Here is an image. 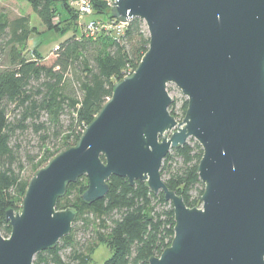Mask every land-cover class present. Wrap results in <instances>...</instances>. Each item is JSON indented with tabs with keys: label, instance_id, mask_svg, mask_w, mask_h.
<instances>
[{
	"label": "water",
	"instance_id": "1",
	"mask_svg": "<svg viewBox=\"0 0 264 264\" xmlns=\"http://www.w3.org/2000/svg\"><path fill=\"white\" fill-rule=\"evenodd\" d=\"M110 15L145 24L148 47L74 145L29 179L0 233V264H32L68 235L74 207L57 208L86 177L85 203L103 198L111 176L144 182L173 210V237L148 264H264V0H116ZM185 96L178 120L167 84ZM193 138L202 155L200 206H187L160 169Z\"/></svg>",
	"mask_w": 264,
	"mask_h": 264
},
{
	"label": "trees",
	"instance_id": "2",
	"mask_svg": "<svg viewBox=\"0 0 264 264\" xmlns=\"http://www.w3.org/2000/svg\"><path fill=\"white\" fill-rule=\"evenodd\" d=\"M32 11L47 29H57L53 22L55 0H27ZM62 7L68 6L62 0ZM93 16L111 18L102 2H93ZM67 19V18H66ZM63 20V21H66ZM143 21L131 18L119 38L100 32L96 37L76 36L74 33L58 44L51 65L42 62L36 48L26 54L31 33L29 17L9 18L0 12V233L7 237L10 225L6 210H18L29 178L15 171V161L9 140L16 124L9 120V112L21 111L19 127L24 121L45 112L54 123L67 110L70 126L62 138V148L54 152L45 148L33 164L37 171L61 150L75 144L84 127L92 120L102 104L110 97L113 84L124 72L133 71L147 50L149 39L142 29ZM59 30H68L61 27ZM75 83V84H74ZM75 85V87H74ZM77 87V88H76ZM175 100L168 107L175 117H183L187 100L182 99L179 112ZM61 135V133H60ZM202 155L200 145L193 139L170 149L165 155L160 173L166 186L180 195L189 207L200 206L204 185L198 177V162ZM21 167H19V170ZM34 174V173H33ZM107 194L90 204L83 202L81 193L87 186L86 177L70 183L57 208L68 206L77 210L68 235L56 245L38 252L32 264H87L89 253L99 243H105L111 255L102 264H148L150 256H158L170 245L174 231L173 210L161 192L154 194L144 182L132 186L124 177L111 176ZM91 213L97 226L88 218ZM94 226L97 245L77 248L73 225ZM108 221V224H107ZM61 247L71 249L69 261H63Z\"/></svg>",
	"mask_w": 264,
	"mask_h": 264
},
{
	"label": "rangeland",
	"instance_id": "3",
	"mask_svg": "<svg viewBox=\"0 0 264 264\" xmlns=\"http://www.w3.org/2000/svg\"><path fill=\"white\" fill-rule=\"evenodd\" d=\"M67 3L68 6L65 8L62 7V0H55L52 3L55 12L53 22L55 25L57 24L58 30L47 29L32 11L27 0H0V12L5 13L10 19L21 15L29 17L31 33L26 45V54L31 49L36 48L43 57L42 62L46 65H51L55 59L56 46L71 36L75 29L76 36L81 35L82 24L90 17H93V15H79L76 11L75 4L70 0H67ZM65 19L66 21H63ZM65 26L68 30H59ZM142 29L147 32L144 23ZM167 91L170 97L175 100L174 110L179 112L182 99L185 96L171 83L167 84ZM20 118L21 111L14 110L9 112V120L16 124L9 140V146L12 149L15 159L12 163L15 171L19 172L21 177L29 178L35 173V171H32L33 164L42 156L45 148H49L53 152L62 148L61 136L66 133L67 128L71 124L67 110H64L60 115L58 124L51 121L45 112L39 113V117L37 118L24 121L22 126L19 127L17 124H19ZM177 119L180 120L181 117ZM19 167H21L20 170ZM87 215L90 220H93V225L97 226V220L93 218L92 214L89 213ZM93 225L89 224L84 226L81 224V221H77L73 225L75 241L77 242V248H80V250L88 244L93 243L97 245ZM57 244L62 245L61 239ZM59 254L63 261L68 262L71 249L69 247H61ZM110 255L111 252L107 245L105 243H99L89 253L90 258L87 264H102Z\"/></svg>",
	"mask_w": 264,
	"mask_h": 264
},
{
	"label": "built area",
	"instance_id": "4",
	"mask_svg": "<svg viewBox=\"0 0 264 264\" xmlns=\"http://www.w3.org/2000/svg\"><path fill=\"white\" fill-rule=\"evenodd\" d=\"M75 4L76 11L79 15H93L94 6L93 2H102L105 4L106 9L110 12V8L112 7V1L116 0H70ZM128 22L123 23L118 21L116 18H97L95 16L90 17L86 20L82 25L81 35L85 37L94 38L100 32H104L105 34H110L115 38H119L123 35L125 27ZM132 71L127 70L124 72V75L130 74Z\"/></svg>",
	"mask_w": 264,
	"mask_h": 264
}]
</instances>
